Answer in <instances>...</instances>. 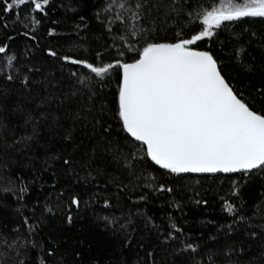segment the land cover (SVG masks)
Returning a JSON list of instances; mask_svg holds the SVG:
<instances>
[{
    "label": "trees",
    "instance_id": "obj_1",
    "mask_svg": "<svg viewBox=\"0 0 264 264\" xmlns=\"http://www.w3.org/2000/svg\"><path fill=\"white\" fill-rule=\"evenodd\" d=\"M141 2L148 38L170 40L191 34L198 4L219 0ZM118 3L50 0L40 13L25 0L0 12V264H264V173L196 176L156 165L115 115L118 72L99 78L61 59L114 56L127 35L124 21L110 19L123 11ZM197 46L223 62L254 110L264 107V18L222 22Z\"/></svg>",
    "mask_w": 264,
    "mask_h": 264
},
{
    "label": "snow or ice",
    "instance_id": "obj_2",
    "mask_svg": "<svg viewBox=\"0 0 264 264\" xmlns=\"http://www.w3.org/2000/svg\"><path fill=\"white\" fill-rule=\"evenodd\" d=\"M49 2L28 0L40 13L45 12ZM24 4L25 0L11 3L0 0V12L7 14L14 6ZM115 6L123 11L110 19L124 21L122 31L127 35L112 46L114 56L110 55L107 61L102 53H97L94 61L71 55L61 59L84 66L99 78L110 77L114 70L118 72L115 115L122 129L142 143L140 154L174 173L222 170L239 171L246 177L254 172L264 173V107L254 110L255 102L242 91L238 92L236 85L226 78L223 62L211 51L197 46L204 38L213 37L222 22H235L244 17L264 18V0L198 4L199 12L189 13L193 22L191 34L181 32L178 38L170 40L148 38L150 29L142 25L141 0H119ZM104 7L108 8L109 4ZM129 19L135 23L128 22ZM32 22L35 25L39 21L33 18ZM106 27L111 28V24ZM54 31L49 29L50 33ZM6 51L7 44L0 45V53ZM46 51L52 56L58 55L52 48ZM235 52L240 58L242 47H237ZM7 59L11 61L13 56L9 54ZM258 90L264 98V87ZM125 164H130L128 157ZM233 185L238 186L235 181ZM71 203L78 204V198L73 196ZM104 203L107 205L109 201ZM224 205L229 213L237 210L228 200ZM237 219L246 218L238 216ZM68 221L71 222V212ZM171 227L175 229L177 225Z\"/></svg>",
    "mask_w": 264,
    "mask_h": 264
},
{
    "label": "water",
    "instance_id": "obj_3",
    "mask_svg": "<svg viewBox=\"0 0 264 264\" xmlns=\"http://www.w3.org/2000/svg\"><path fill=\"white\" fill-rule=\"evenodd\" d=\"M137 142H139V141H137ZM139 143L142 144L141 142H139ZM179 173L192 174V175L200 176V175H216V174H235V173H239V171L224 172L222 170H217L215 172H208V171L193 172V171L189 170V171H182V172H179Z\"/></svg>",
    "mask_w": 264,
    "mask_h": 264
},
{
    "label": "bare ground",
    "instance_id": "obj_4",
    "mask_svg": "<svg viewBox=\"0 0 264 264\" xmlns=\"http://www.w3.org/2000/svg\"><path fill=\"white\" fill-rule=\"evenodd\" d=\"M211 176V175H210Z\"/></svg>",
    "mask_w": 264,
    "mask_h": 264
}]
</instances>
